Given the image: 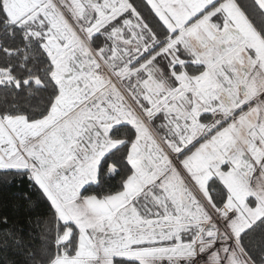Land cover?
<instances>
[{
    "label": "snow or ice",
    "instance_id": "snow-or-ice-1",
    "mask_svg": "<svg viewBox=\"0 0 264 264\" xmlns=\"http://www.w3.org/2000/svg\"><path fill=\"white\" fill-rule=\"evenodd\" d=\"M0 186V264H264V0H0Z\"/></svg>",
    "mask_w": 264,
    "mask_h": 264
},
{
    "label": "trees",
    "instance_id": "trees-1",
    "mask_svg": "<svg viewBox=\"0 0 264 264\" xmlns=\"http://www.w3.org/2000/svg\"><path fill=\"white\" fill-rule=\"evenodd\" d=\"M19 191L16 187L0 186V201H7L11 198L12 194ZM27 231V229H26Z\"/></svg>",
    "mask_w": 264,
    "mask_h": 264
}]
</instances>
